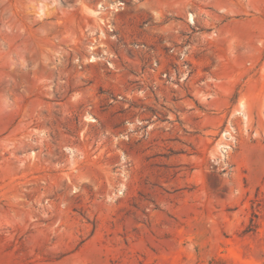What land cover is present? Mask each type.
I'll return each mask as SVG.
<instances>
[{
	"label": "rangeland",
	"instance_id": "374dc122",
	"mask_svg": "<svg viewBox=\"0 0 264 264\" xmlns=\"http://www.w3.org/2000/svg\"><path fill=\"white\" fill-rule=\"evenodd\" d=\"M0 264H264V0H0Z\"/></svg>",
	"mask_w": 264,
	"mask_h": 264
}]
</instances>
